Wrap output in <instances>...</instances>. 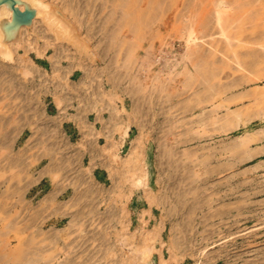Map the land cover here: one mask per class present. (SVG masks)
Instances as JSON below:
<instances>
[{
    "label": "rangeland",
    "instance_id": "374dc122",
    "mask_svg": "<svg viewBox=\"0 0 264 264\" xmlns=\"http://www.w3.org/2000/svg\"><path fill=\"white\" fill-rule=\"evenodd\" d=\"M168 1L125 43L135 54L121 69L98 61V10L67 16L88 53L40 16L0 57L11 75L0 191L9 178V232L17 248L22 221L27 264H264V47L240 40L253 32L233 12L219 25L215 0ZM178 6L186 20L166 27ZM188 19L205 23L187 45ZM187 48L209 62L182 61Z\"/></svg>",
    "mask_w": 264,
    "mask_h": 264
},
{
    "label": "bare ground",
    "instance_id": "6f19581e",
    "mask_svg": "<svg viewBox=\"0 0 264 264\" xmlns=\"http://www.w3.org/2000/svg\"><path fill=\"white\" fill-rule=\"evenodd\" d=\"M21 1L30 4L36 10V14L34 17H32V22L30 25L21 24L19 27L18 36L16 38L6 42V43L2 41L3 40V33L1 30V25H0V57H3L5 59H10V60L13 59V52H12L11 47L14 46L15 44H17L18 42H22V35L26 33V32L23 33L24 31H26L25 29H30V28L33 29V27L35 25H37L36 22L40 16L42 17V20L45 23V27H44L45 29H49V30L55 32L57 34V36L61 39H64L65 36L68 38H71L72 41H74V43H78L79 47H81L82 50H85L86 53H88V50H87L88 47H86L85 44L82 43L83 41L82 40L78 41V39H75L76 36H74V34H73V30H75L73 27V23H72L71 19L67 18V16H70V15H74V16H78V17L79 16L82 17L85 15L89 16L90 14L94 15V13H96V10H98V13H97L98 16L100 13L103 14V15L101 14V18H100V21L102 20V22L100 23L101 26L99 25L98 27H95V28H98L97 30H99V34H98L99 35L98 37L100 40L99 44L105 53V54L101 53L100 57L102 59H99L98 61H100V64H101V62L102 63L108 62V70L110 69L109 64L112 65L113 63L116 65L117 69H121L123 66L126 65L125 59H127L129 61L130 56L131 55L134 56V54H135L134 50L133 51L130 50L129 55L126 56L127 58H125V52H123L125 43L128 41L129 38L130 39L132 38V42L134 44L137 43V38H138V42H140L142 40L141 38L144 35L143 34L144 33V31H143L144 30V27H143L144 24L146 22H148V23L152 22L153 6L155 7V9H156V7H159L161 9L163 7V3L166 2V0H146L147 3H145V4H147V5L141 6L142 3L144 2V0L143 1H141V0H103V2L102 3L100 2L99 4H97V3L95 4L94 0H59L60 2L58 3V5L53 6L51 3H46L45 0H21ZM199 1H201V0H197V2H199ZM174 2L175 1H173V3ZM197 2H196V5L198 4ZM214 2H215L214 4L216 5V8H217L216 13H214V16L218 20L219 25H221V26L223 25V22H224L223 17L224 16H226L227 14H230V12H233V14H234L233 20H234L235 26L236 27L245 26L247 28L252 29V32H253V33H250L245 38H243V37L240 38V40H242L244 43L260 44L261 46L264 47V0H215ZM176 3H179V2L176 1ZM184 3H185V1H184ZM179 4H181V3H179ZM186 4H189V3H186ZM191 4L193 5V3H191ZM202 4H203V2H202ZM202 4L201 3L198 4L199 5L198 7H200V5L202 6ZM187 7H189V6H187ZM198 7L196 9L192 7L193 8L192 11L196 10L195 13H197V15H200V14H198L197 11H199V10L201 11L202 9H200L201 8L200 7L198 10ZM179 10H180V8L178 6V9L174 11V16L171 18V20H168V21L163 20L164 25L166 27H168L170 25V21L173 23V19L176 18V20H178L177 17L180 18L182 16L186 20L187 15L186 14L184 15L183 12H182L183 14L180 13ZM187 10H189V8ZM181 11H182V9H181ZM192 11L189 12L190 17L192 16L191 15ZM194 15H196V14H194ZM192 17H191V19H192ZM199 17L201 18V15ZM4 18H7L10 22L13 21V10H10L7 6H3L0 8V21ZM161 18H162V16H161ZM94 19H95V17H94ZM202 19H203V17H202ZM202 19L201 20L200 19L192 20V22L188 19V21H190L191 23L189 24V26L185 27L183 30L184 33L188 34V37L186 39L187 45L189 43L193 42L194 40L198 39V31H197L196 25L197 26L203 25L205 23L204 22L205 19H203L204 21ZM154 20L157 21V15L154 18ZM95 21L98 22L97 19ZM108 25H113V26L108 27ZM39 26L40 25H38L36 28H38ZM36 28H34V29L36 30ZM86 29H89V28L86 27ZM126 29L127 30H129V29L134 30L133 31L135 34L134 37H130L129 34L127 33V31H125ZM42 31H43V25H42ZM223 31H224V29H223ZM43 32L46 34L45 31H43ZM95 32H96V30H95ZM95 32L94 33L91 32L90 34H92V33L95 34ZM159 32L160 31L157 30V33H159ZM92 35H90L91 39L94 38L93 37L94 35L93 36ZM43 37H45V36H43ZM80 42H81V44H80ZM132 49H135V48H132ZM111 50H112V52H111ZM126 50H127V46L125 47V51ZM107 51L109 52L108 55L106 53ZM198 51H199L198 48H194L192 50L190 48H187V50L185 51V55H183V57H182V61L185 60V57L193 55V56H196L197 58H202V60L205 62H209V60L207 58H205L204 56H202V54H200ZM231 52H232V57H234V58L238 57V62L241 63V58H239V57H241V55L243 56L241 49L239 50V52L241 54L238 52V50H235V47ZM148 53L151 55V52H148ZM147 54H146V56H147ZM146 56L142 57L141 59L139 58L141 67H144V65L146 67L148 64L146 60H147V58H149V56L147 58H146ZM152 58H153V56H152ZM148 61H150V58ZM180 62L181 61H178L177 63L179 64ZM0 63H3L1 61V58H0ZM175 64L176 63H171L170 65L173 68L175 66ZM176 66H177V64H176ZM204 67L205 66H202L201 69L203 70ZM172 68H170V70ZM137 71H138V69H136L135 72L132 73V75L134 77L136 76ZM101 72L103 73V77H104V73L106 74L107 70L104 69ZM117 74H119L120 77L122 78V74H123L122 71L117 72ZM10 76L11 75H10V72L8 69V64L5 61L3 64L0 65V93H2L0 95V147H1L0 148V159L1 160L3 159V161L5 160L6 163L3 162V164L1 165V160H0V178L7 175V173L10 171L9 170V165H10L9 159H7L8 156L3 153L4 152L3 150H6L8 147L7 138L9 135L8 125H9V121H10V116H9L10 114H9V109H8V104L10 101L8 102V98H9L8 94H9ZM102 81H104V80H102ZM248 141H250L249 136L245 142H242V144L247 145ZM5 147H6V149H5ZM244 151L242 150V155L246 152L248 153L247 150H244ZM191 161H193V160H191ZM197 161H198V159H197ZM204 161L205 160H201V162L199 161L200 162L199 164H201V165H199L200 167L202 165H205ZM178 162L179 161H177V163ZM175 163H176V160H175ZM186 163H187V161H186ZM188 164H189V162H188ZM187 167H189V165ZM7 177H5V178H7ZM140 178H141V176H140ZM4 180H5L6 185L4 186V190L0 191V207L3 206L2 212H0V264H27V262L25 260H23V258H22L23 243H24L23 242L24 241L23 235H24L25 227H24L21 220H20L21 222L19 223V226L17 227V233L14 236L17 238L18 246H17V248H14L12 245L13 244L12 235H10V232H9V228L11 229V223H12L11 221L12 220H11V217H10L11 215H10V212L8 209L9 206H11V205L8 206V204H7L8 203L7 200H9L8 199L9 196L7 195V193L9 194V185H8L9 178L4 179ZM182 180H180V181H182ZM18 220H19V218H18ZM57 241H58V239H57ZM8 242H9V245H8ZM59 244H61V243L59 242ZM138 248L139 247H137L136 250ZM63 264H73V262L69 263L67 261Z\"/></svg>",
    "mask_w": 264,
    "mask_h": 264
},
{
    "label": "water",
    "instance_id": "95a60500",
    "mask_svg": "<svg viewBox=\"0 0 264 264\" xmlns=\"http://www.w3.org/2000/svg\"><path fill=\"white\" fill-rule=\"evenodd\" d=\"M3 6H7L10 10H13L12 22L7 18L0 21L3 33L2 41L6 43L18 36L21 24H31L32 17L35 16L36 10L30 4L21 0H0V8Z\"/></svg>",
    "mask_w": 264,
    "mask_h": 264
}]
</instances>
